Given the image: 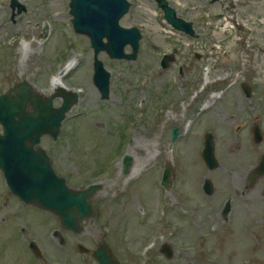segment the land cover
<instances>
[{
	"label": "rangeland",
	"instance_id": "obj_1",
	"mask_svg": "<svg viewBox=\"0 0 264 264\" xmlns=\"http://www.w3.org/2000/svg\"><path fill=\"white\" fill-rule=\"evenodd\" d=\"M11 1L0 0V91L27 78L37 89L49 92L61 69L70 61L76 64L60 79L81 91L80 102L64 121L58 140L47 137L45 144L52 150L57 171L72 185L105 181L96 197L100 217L86 223L79 234L65 233V239L90 245L104 233L122 264H264V179L253 186L246 183L247 164L256 162L259 154H251L248 132L242 134L244 138L238 135L239 143L232 134L247 117L246 107H256V102L236 100L238 84L173 152L160 142L161 103L164 99L172 112L170 97L177 95L173 89L181 83L190 88L199 82L197 65L202 60L196 61L191 48L204 39L207 30L212 32L216 27L208 19L223 10L225 0H169L179 16L194 22L201 38L174 29L156 0H129L131 7L120 23L140 28V49L135 60L100 54L112 74L108 99H102L93 82L95 54L89 39L71 29L68 0H15L14 5ZM243 11L255 18L261 40L255 42L262 43L264 22L256 17L264 18V0H249ZM202 15L206 16L200 20ZM45 21L50 22L51 34L42 39L39 32ZM22 44L28 46L23 48ZM174 48L178 49L176 60L163 71L159 67L162 55ZM126 51H132L130 45ZM190 60L195 61V67L186 66L180 76L176 63ZM250 82L264 91V83L252 78ZM167 87L173 92L165 95ZM232 112L239 117L232 118ZM208 128L216 137L219 161L212 171L202 157ZM126 153L134 158V165L129 176L122 178ZM170 158L176 169L175 184L167 190L160 180ZM205 179L214 185L211 194L203 189ZM8 191L0 172V264H45L29 243L35 239L43 240L48 250L51 244L61 247L59 240L48 236L59 225L58 220ZM117 193L124 195L114 196ZM228 197L233 208L225 218L222 206ZM163 243L173 247L171 257L160 252ZM63 248L64 255H73L71 244Z\"/></svg>",
	"mask_w": 264,
	"mask_h": 264
},
{
	"label": "water",
	"instance_id": "obj_2",
	"mask_svg": "<svg viewBox=\"0 0 264 264\" xmlns=\"http://www.w3.org/2000/svg\"><path fill=\"white\" fill-rule=\"evenodd\" d=\"M158 1L169 22L193 33L191 24L179 18L166 0ZM129 6L128 0H71L75 28L90 36L96 55L103 50L116 58L135 57L126 54L124 49L129 43L137 52L140 32L136 27L125 28L119 23ZM95 62L94 80L105 98L109 96L111 74L98 58ZM59 95L64 97L59 107L53 106L54 98L35 96L26 86H19L0 97V122L5 129L0 134V168L13 194L27 204L53 212L63 227L79 230L84 217L95 215L92 197L100 185L92 184L83 190L70 188L66 179L54 170L46 150L35 148L43 134H51L57 139L62 121L78 101L76 92L59 89L54 97ZM28 100L35 108L34 113L26 111L25 102ZM204 157L211 167L217 165L210 141L204 150ZM125 163L129 166L130 157L125 158ZM170 176L171 164L165 170L163 185H170ZM164 251L168 253V249L164 248ZM97 256L101 264H118L109 256L106 245H103Z\"/></svg>",
	"mask_w": 264,
	"mask_h": 264
},
{
	"label": "flooded vegetation",
	"instance_id": "obj_3",
	"mask_svg": "<svg viewBox=\"0 0 264 264\" xmlns=\"http://www.w3.org/2000/svg\"><path fill=\"white\" fill-rule=\"evenodd\" d=\"M169 1V0H168ZM212 2L214 0H211ZM170 2V1H169ZM242 47H244L243 43H240ZM244 50H246L244 48ZM254 49H251L250 51H253ZM249 51V54H253ZM201 60L203 59L202 56H198ZM173 62L176 60L175 57L173 56ZM171 64L166 69L170 67ZM193 65V64H192ZM191 65V66H192ZM190 66V67H191ZM195 67V64H194ZM179 68H184V66H181ZM178 72L181 73L184 72L183 69H178ZM201 72V71H200ZM185 73V72H184ZM185 77V76H182ZM187 78V75L186 77ZM32 82L31 80H29ZM28 81V82H29ZM19 81L14 82L13 84H16ZM29 82V83H30ZM193 82V81H192ZM202 80L200 82L195 81L193 86L183 88L182 85L183 83L179 84L176 86L173 91L177 94L175 96L170 97L171 99V108L173 109L172 112H170L166 108V104L164 103V99L161 103V105H164L162 107L161 112L164 117L162 126H161V132H160V142L164 147H167L168 145L172 146H177L180 144V142L190 136L192 133L193 128L197 124V122L208 112L210 113L213 108L217 107V105L225 98H229L231 95V92L234 90L235 86H230L228 87V91L224 94V96L220 99H213L212 98V93L209 92V89L204 88V86L200 87ZM33 83V82H32ZM238 91L236 92V100L239 98L242 100L244 98L248 104H252L253 102H256V107L254 106H247L245 109V114L247 117L245 120L238 124L236 127H234L233 130V135H234V141L239 143V138L238 135L241 134L242 138L243 133L245 134L246 132L249 133L250 135V144H248L251 154H253V157H255L257 154H259V158L256 162L253 163H248L247 166L249 169L247 170L246 173V183L248 186H253L256 185V183L264 179V170L262 168H258L256 170V173L253 172L262 162H264V91L260 87H256L249 83L247 85H244L242 83H238ZM32 87V86H31ZM33 89L36 90V88L33 86ZM173 91H169V88H165L164 92L165 95L172 93ZM6 92V89L2 90L0 94H3ZM230 95V96H229ZM229 96V97H228ZM177 99V100H176ZM176 100V101H175ZM164 103V104H163ZM221 105V104H220ZM26 111L30 113H34L35 109L33 108L31 102L28 100L26 105ZM238 111H242L241 108H237ZM232 118H238L239 115L238 113L232 112L231 114ZM170 118V119H169ZM241 131V132H240ZM205 139L203 141V148L206 143V139L209 136H213L215 146H216V137L212 133V129L208 128L205 132ZM174 134H177V136L174 138ZM255 150V152L252 150ZM256 148V149H255ZM54 157V156H53ZM208 169L210 171L214 170L219 166V163L214 166V167H209L208 164H206ZM165 168V164L163 167V170ZM176 171V169H175ZM255 174V175H254ZM209 185L211 189H214V185L212 181L209 179H205L203 183V189L206 192V187ZM263 195H264V186H263ZM233 208V202L232 198L228 197L222 206V214L224 215L225 218H228L229 213H231V209ZM84 230V229H83ZM82 229L79 232H73L69 230H64L62 229L61 235L59 236V245L61 247H56L55 245H50L49 250L47 248V244L44 243L43 240H39L43 251L44 255L41 251L40 248H38L36 245V250H34L36 257L39 258L41 261H43L45 264H100L99 259L96 256V251L100 248L101 246V238L100 236L94 238V242H92L90 245L82 242H75L71 243L70 241L68 242L65 239V233L67 234H79L83 231ZM54 229L49 231L48 236L52 239ZM61 237H64V239L61 240ZM53 242V240H50ZM56 241V242H57ZM71 244L72 247L74 248L72 253L73 255H64V248L66 245ZM31 247V244H30ZM32 248V247H31ZM55 252H60L59 255H54ZM111 254H113L111 250Z\"/></svg>",
	"mask_w": 264,
	"mask_h": 264
},
{
	"label": "bare ground",
	"instance_id": "obj_4",
	"mask_svg": "<svg viewBox=\"0 0 264 264\" xmlns=\"http://www.w3.org/2000/svg\"><path fill=\"white\" fill-rule=\"evenodd\" d=\"M18 48H19V47H18ZM21 49H22V48H21ZM21 49H20V50H21ZM20 50H19V51H20ZM32 61H33V59H32ZM76 62H77V61H76ZM70 64H72V63H70ZM71 70H72V69H71ZM59 76H61V74H59L58 77H59ZM129 190H130V189H129Z\"/></svg>",
	"mask_w": 264,
	"mask_h": 264
}]
</instances>
